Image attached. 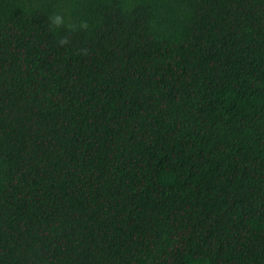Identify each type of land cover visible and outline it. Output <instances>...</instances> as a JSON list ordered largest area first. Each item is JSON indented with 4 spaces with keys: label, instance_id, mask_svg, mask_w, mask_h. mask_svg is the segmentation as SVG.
I'll list each match as a JSON object with an SVG mask.
<instances>
[{
    "label": "trees",
    "instance_id": "obj_1",
    "mask_svg": "<svg viewBox=\"0 0 264 264\" xmlns=\"http://www.w3.org/2000/svg\"><path fill=\"white\" fill-rule=\"evenodd\" d=\"M0 264H264V0H0Z\"/></svg>",
    "mask_w": 264,
    "mask_h": 264
}]
</instances>
